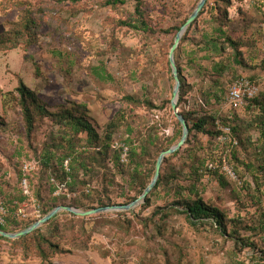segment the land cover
<instances>
[{"label":"rangeland","instance_id":"obj_1","mask_svg":"<svg viewBox=\"0 0 264 264\" xmlns=\"http://www.w3.org/2000/svg\"><path fill=\"white\" fill-rule=\"evenodd\" d=\"M24 1H30L35 6L41 28L36 45L29 48L21 45L16 49L0 51V200L6 207L11 204V199L16 200V212L25 205L32 214L30 221H34L37 220L36 209H40L37 200L40 162L35 152L42 153L51 141L50 144L62 148L52 150L59 158L68 145L76 147L84 144L86 135L75 138L47 118L42 124H37L30 146L24 138L21 109L13 97L18 96L20 80L35 91L53 113L61 107H81L101 137L108 130L113 131L116 147L119 143H126L130 121L153 130L152 135L157 136L156 143L167 147L177 129L173 113L169 109L126 106L123 98L130 95L151 100L156 107L172 99L175 81L170 70L169 54L175 34L159 32L147 35L118 27L119 20L134 15L135 0H127L125 5L118 7L107 6V0H83L77 4L0 0V36L9 30V22H18L22 11L30 8L19 7V3ZM141 1L153 26L159 30H170L181 25L200 0ZM223 1L207 0L204 14L189 33L190 42L183 44L180 53L183 75L186 82L194 85L201 94H208L214 87L212 69L231 65L226 66L224 79L220 80L222 88L228 90L235 76L254 75L260 96L264 93V23L257 20L256 13L252 11L254 0H231L232 6L227 10V19L231 24L227 25V31L231 37L244 42V57L255 69L249 74V71L234 65L233 52L229 48L223 56L219 55L220 52L205 50V42L217 35L215 30L220 24L216 19L223 17ZM251 17L256 19L247 26ZM206 36L209 38L206 39ZM199 48L202 51L198 52ZM208 56L210 58L205 59ZM192 58L196 59V66L201 67V73L192 67H185ZM103 68H106L111 80L99 77L97 73ZM133 72L138 75L139 82L131 80ZM208 108L214 109L216 114L232 115L226 98L219 103L212 99ZM122 112H126L128 118L120 121L117 117ZM235 114L237 116L232 115V118H237V121L231 123L232 126L245 124L253 115L247 108ZM113 123L119 124L111 126ZM145 129L141 131L145 133ZM194 134L195 138L191 139L195 145L198 144L195 147L200 146L210 154H221L223 151L225 154L230 150L221 137L211 138L197 131ZM135 135L131 138L138 141L139 146L141 138ZM250 135L252 142L259 138L256 131H251ZM239 137L241 140L235 151L243 164L237 165L238 179L229 177L228 185L201 170L199 175L193 176L190 166L193 151L185 145L177 156L166 158L161 169L178 173V179L151 192L149 205L144 207L145 202L131 211L103 213L86 220L61 212L56 226L65 225L63 233L67 239L59 235L52 238L54 243H59L61 250L50 253L48 259L37 254L26 257L22 249L0 241V264H264V154L256 155L247 140L248 134H240ZM189 139L190 135L187 141ZM203 150L196 148L195 154L202 156ZM67 161L66 170L74 165L86 184L74 189L62 185L56 177L59 174L56 161L52 175L57 188L53 192L45 183L42 195L47 200L56 199L60 205L73 208L77 205L97 207L99 197L94 195L96 192L102 199L110 197L115 205L127 204L136 197L135 187L146 178L147 170L151 173L150 166H143L135 179L130 166L117 168L112 161H108L103 169H96L92 174L79 169L78 163H73L71 159ZM78 161L89 166L93 159L81 158ZM24 162L36 163L37 168L29 178L25 177L30 192L28 200L18 204L20 192L24 191L23 181H20ZM247 164L256 168L260 187L254 176L247 172ZM245 183L252 185L256 198L242 187ZM198 198L225 215L226 234L216 232L213 220L199 224L184 213L171 212L166 218L164 214L156 213L158 209L170 208L185 211L184 203ZM178 201L183 205H179ZM78 210L85 211L82 208ZM72 227L76 234L85 229V234H80L86 236L88 249L69 244L68 237L73 236L69 229ZM50 231L46 224L42 226L44 234L50 236Z\"/></svg>","mask_w":264,"mask_h":264},{"label":"trees","instance_id":"obj_2","mask_svg":"<svg viewBox=\"0 0 264 264\" xmlns=\"http://www.w3.org/2000/svg\"><path fill=\"white\" fill-rule=\"evenodd\" d=\"M37 4H43V2H52V3H58L63 4L66 2H72L74 4H77L83 0H35ZM127 0H107L106 5L112 6V7H118L125 5ZM136 1V8L134 15L132 17H128L123 20H119L117 22L118 27H126L132 31L135 32H142L147 35H155L159 32L165 33V34H178V32L181 30V27L186 23L188 20V17L181 25L174 27L170 30H159L153 26L151 23V20L149 18V14L147 10L144 8L143 1L141 0H135ZM224 11L221 10V14H223V17H218L216 21H219V28L215 30L217 33L216 36L209 37L206 36L205 38L208 39L206 43V51L208 52H220L219 55L223 56L226 55L227 49H231L233 64L237 65L238 67L242 68L244 71L252 72L255 69V66H252L244 57V53L242 51V47L244 46V42L240 39H235V35L231 37L228 33L227 25L230 23L227 19V10L232 6L231 0H224ZM44 3V4H45ZM33 3L30 1H24V3H19V7H28L22 11L20 20L18 22H9V30L6 31L4 34L0 36V51H6V50H12L16 49L21 45H24L25 48H29L31 46H34L38 42V32L40 27V22L36 17L35 13V6L32 5ZM252 7V11L256 13V17H258L257 20L264 23V0H254ZM197 7V6H196ZM195 10V9H194ZM206 8L202 10L199 17H201ZM193 13V12H192ZM191 13V14H192ZM190 14V15H191ZM198 17V18H199ZM255 17H251L249 20V26ZM198 22V19L195 21V23L186 31L185 35L182 38V41L180 43V46L178 47L176 51V64L178 67L179 77L181 81V92H180V100L178 103V109L177 112L180 113L187 121L188 126L190 128V139L187 141L186 146H189L190 150L193 151V154L191 155V161L192 163L190 166L193 168L192 175H199L200 170L203 172H207L210 174H213L215 178H218L219 181L223 185H228L229 182L227 180H230L227 173L224 171V166L226 164H229L230 167L236 171L238 174L237 165H242L243 163L237 156V152L235 151L236 148L239 146L240 143V134H248V142L251 145V148L255 151L256 155L261 154V152L264 154V93H262L260 96L258 95L256 98L251 100L246 107L249 112H252V117L245 122V124H238L232 126L234 122L237 121V118L234 119L233 116H237L235 114L237 110L232 111V115L230 116H223L221 114L214 113V109H209V103L212 99H215V102L219 103L223 98H226L228 95V90L225 88H222V86L219 84L220 80L224 79V76L226 74V69L228 66L231 65H224L221 66L220 69L213 68V80L212 86H214L208 94L203 93L201 94L198 90L195 88L194 85H190L186 82L185 77L183 75V65L181 63V57L180 53L183 49V44L190 42L189 39V33L191 32L193 26H195ZM231 24V23H230ZM175 41V38H174ZM192 43V42H191ZM174 44V42H173ZM194 44V43H192ZM173 46V45H172ZM202 51L200 48L198 49V52ZM197 57V54H196ZM210 58L209 56L205 59ZM196 59L192 58L191 60H188L185 67H192L196 72L201 73L202 69L200 66H196ZM229 62V61H228ZM170 65V62H169ZM227 66V67H226ZM170 70L172 72L171 66ZM99 77L102 79H109L111 80V76L108 74L106 68H103L100 70V72L97 73ZM173 75V74H172ZM239 77V76H238ZM238 77L235 76V79ZM133 83L139 82L138 75L133 72L130 76ZM249 80H251L253 83L255 82L254 75H251L247 77ZM174 79V77H173ZM234 79V80H235ZM141 82H143L142 79H140ZM233 80V81H234ZM175 81V80H174ZM231 82V84L233 83ZM230 87V86H229ZM18 96L14 95V99L18 102L19 107L21 109L22 113V119H23V125H24V138L27 140L28 144L31 146V140L32 137L36 131V126L38 123L42 124L47 118L51 119L56 124H59L61 128L66 129L67 133H70L75 138L79 139V135L85 134L86 139L84 140L85 143L81 146H67L64 148V153L61 157L57 158L56 154L53 149H62L60 146L56 144H47L46 149L38 154L37 151L35 152L37 158L40 162V168L37 173L38 179H39V189L37 191V200L38 204H40V212H41V218L48 215L51 211L56 209L59 206H66V205H60L57 203L58 201L56 199L53 200H47L43 197L42 193L44 191V185L49 184V186L53 189V192L56 190V181L54 176L52 175V171L55 168L56 161H58V167L56 168L59 171V174L56 176L57 180L64 185L65 187H72L74 189L75 187H80L82 185H85L86 183L83 182L79 175H78V168L74 167V165H71V169L68 171L65 168V163L68 159H71L73 163H78L79 169H84L86 173H92L95 174L94 171L101 170L106 166V163L108 161H112L115 166L118 168H124L126 166H130L132 168V178H137V174L139 172V169H141L143 166H150L151 173L147 170L145 176L150 182L147 181L146 178L141 179L138 184L136 185L137 189V195L136 197L132 198L129 203L124 204L128 205L132 202H134L136 199H138L144 192V190L148 187V185L151 183L156 169V163L160 156V154L170 149L174 144H177L183 134V129L180 121L177 119L176 113L174 112L172 108V99L166 100L163 102L161 107H156L153 101L151 100H143L139 98H135L134 96L127 95L123 98L124 103L126 106H144L148 109H155V108H161V109H169L173 113V118L175 119V123L177 126L176 133L174 137L169 141V145L167 147H162L161 145L156 143L157 136H153L152 133L153 130L145 129L143 126L139 125L136 121H130L128 124V139L125 141L126 145L129 147V158L127 163L121 162V155H122V148H118L115 146V141L113 140V131L108 130L106 135L104 137H101L95 128L89 123L87 116L85 115V111L79 107L75 106L73 108L68 107H61V109L53 113L49 110L47 105L38 97L35 91L30 89L22 80L19 82V87L17 89ZM225 100V99H224ZM123 113V114H122ZM117 119L121 121V119L128 118L126 117L125 113L122 112ZM118 120V121H119ZM218 122L221 124L228 125L231 127V135L228 136V139L226 142H224L226 147H229L230 150H228L225 154L221 152L219 153H209L208 151H204L202 147L197 146L194 144V141L192 139L195 138L194 132L202 133L207 136H210L211 138H220L224 136V132L219 129ZM232 123V124H231ZM119 123H113V125H117ZM146 130L145 133H143L141 130ZM251 131H256L259 134V138L256 140V142H252V136L250 135ZM136 134V135H135ZM132 135H135L138 138H141V143L138 146V141L131 138ZM53 137V132L50 134V138ZM192 138V139H191ZM235 142H237V145H235ZM194 144V145H193ZM162 147V148H161ZM199 148L200 150H203V155L198 156L195 154V149ZM180 153V151L176 152L175 154L169 156V157H175ZM57 158V159H56ZM81 158H91L93 159L92 162H90V165L87 166L85 163L78 161ZM140 158V159H139ZM168 158V157H167ZM232 160L234 163H232ZM198 165V166H197ZM247 168V172L250 173L252 176H254V179L256 180V184H259V178L256 177L255 171L256 168L252 165H245ZM22 172V171H21ZM21 174L20 181L22 182L25 177L29 178L30 175L25 176L24 173ZM191 175V176H192ZM134 179V180H135ZM178 179V173H174L173 171L164 172L161 170V176L159 178V181L156 185V187L153 189L152 193L154 191H157L161 185H169L171 182L176 181ZM57 181V182H58ZM20 182V183H21ZM22 184V183H21ZM243 185V184H242ZM243 188L248 189L250 196L254 197V191L252 190V185L250 183H245ZM95 193V190H94ZM107 193V190H106ZM94 195H98V205L97 207H78L76 208H82L85 211L94 210L101 207H108L115 205L110 197H106L105 199L100 198V194L96 192ZM151 195V194H150ZM256 198V197H254ZM28 200V196L25 195L24 191L22 190L20 192L19 203H23ZM151 199L150 196L147 198L146 203L143 205L144 207L149 205ZM16 200L11 199L9 204L12 206L11 208L9 205L7 207L9 208V215H8V222L6 226L0 225V230H3L8 233H18L26 228L33 225L35 222L38 221H22L16 216V209L17 204H15ZM179 205H183L178 201ZM185 211H180L179 209L170 208L168 210L158 209L156 212L157 214H164L165 218L170 215L171 212H175L177 214L184 213L186 214L189 219L193 222L199 223V224H205L209 220H213L216 224V232L218 233H227V226H226V217L224 214H222L219 210L215 208H211L210 206L206 205L203 201V199L198 198L196 201L193 202H185L184 205ZM71 207V206H70ZM66 215L76 217L74 213L65 212ZM100 215V214H99ZM95 216V215H94ZM80 217V216H77ZM92 217V216H90ZM84 220L88 219L89 217H82ZM60 219V213L57 214L53 219H51L46 226L49 227L51 230V235H46L42 232V227L33 233L21 237L19 239H8L5 237L0 236V241H7L11 243L15 248L22 249L24 255L26 257L33 256L34 254H37L39 257L48 259L49 254L53 253L54 251L61 250L59 243H54L52 238L54 236H61L63 239H67L65 234L63 233V228H66L65 225L62 226H56ZM26 223V224H25ZM129 223V222H128ZM264 225V223H263ZM45 226V225H44ZM214 227V226H213ZM264 228V226H262ZM71 231V234L73 236L68 237L69 244L75 248L79 249H88L89 248V242L86 240V236H82L81 234H85V229H82L80 233H75V229L72 227L69 229ZM68 230V231H69ZM52 234H54L52 236ZM243 242V241H242Z\"/></svg>","mask_w":264,"mask_h":264},{"label":"water","instance_id":"obj_3","mask_svg":"<svg viewBox=\"0 0 264 264\" xmlns=\"http://www.w3.org/2000/svg\"><path fill=\"white\" fill-rule=\"evenodd\" d=\"M207 0H200L197 7L193 11V13L190 15L186 23L181 27V30L178 32V34L175 37V41L173 46L171 47L170 54H169V62L172 69V74L175 80V86L173 89V96H172V108L174 112L176 113L177 119L180 121L183 129V134L181 140L174 146H172L170 149L163 151L156 163V169L154 177L151 181V183L148 185V187L144 190L143 194L136 199L134 202L128 204V205H113L108 207H101L90 211H81L76 208L70 207V206H59L53 211H51L48 215L41 218L37 222H35L30 227L26 228L25 230L18 232V233H8L3 230H0V236L8 238V239H19L21 237H25L34 231L40 229L42 226L47 224L51 219H53L57 214L61 212H70L74 213L77 216L80 217H90L94 215H99L103 213H109V212H123V211H131L137 206L143 204L146 202L147 198L153 191V189L156 187L159 178L161 176V169L162 165L165 161V159L173 154H175L178 151H181L183 147L186 145V142L190 135V128L188 126V123L186 119L177 112L178 109V103L180 100V92H181V81L179 77L178 67L176 64V51L178 47L180 46V43L182 41L183 36L185 35L186 31L195 23V21L198 19L200 13L206 6Z\"/></svg>","mask_w":264,"mask_h":264},{"label":"built area","instance_id":"obj_4","mask_svg":"<svg viewBox=\"0 0 264 264\" xmlns=\"http://www.w3.org/2000/svg\"><path fill=\"white\" fill-rule=\"evenodd\" d=\"M259 95V87L253 83L251 80H249L245 76H239L237 79L233 81V83L230 85L228 90V95L226 97V105L237 111L244 110L249 102L256 98ZM218 127L220 130L224 132V136L221 137L222 142H226L228 139V136L231 135V127H225L220 122H218ZM237 145V142H235ZM118 148H122V155H121V162L127 163L129 158V147L125 143H119ZM68 164V161H67ZM37 168L36 163L31 162H24L22 169L25 173V175H30L33 171H35ZM224 171L228 174V176L233 179L237 180L238 175L230 166L225 165ZM22 186L24 189L25 195H29V188H28V179L25 178L22 182ZM35 205V204H33ZM36 218L41 219V212L40 209L37 208L35 212ZM8 215H9V209L5 206L4 202L0 200V225L6 226L8 224ZM30 214L28 212V209L25 205H22L18 208L16 212V216L20 220L28 221L30 220ZM35 215V214H34Z\"/></svg>","mask_w":264,"mask_h":264}]
</instances>
